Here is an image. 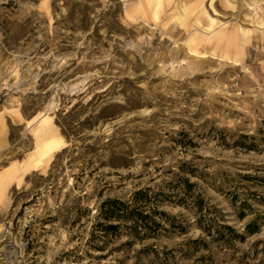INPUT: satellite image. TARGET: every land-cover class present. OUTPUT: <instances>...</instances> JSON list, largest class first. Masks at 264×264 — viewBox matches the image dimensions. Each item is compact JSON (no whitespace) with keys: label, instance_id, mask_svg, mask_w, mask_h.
<instances>
[{"label":"rangeland","instance_id":"374dc122","mask_svg":"<svg viewBox=\"0 0 264 264\" xmlns=\"http://www.w3.org/2000/svg\"><path fill=\"white\" fill-rule=\"evenodd\" d=\"M0 182V264H264V0H0Z\"/></svg>","mask_w":264,"mask_h":264},{"label":"trees","instance_id":"16d2710c","mask_svg":"<svg viewBox=\"0 0 264 264\" xmlns=\"http://www.w3.org/2000/svg\"><path fill=\"white\" fill-rule=\"evenodd\" d=\"M127 203L117 199H107L103 201L97 208V218H103L108 220L110 218L119 217V213L127 208ZM99 224V222L97 223ZM116 226L114 224H106L105 230L113 229Z\"/></svg>","mask_w":264,"mask_h":264},{"label":"bare ground","instance_id":"6f19581e","mask_svg":"<svg viewBox=\"0 0 264 264\" xmlns=\"http://www.w3.org/2000/svg\"><path fill=\"white\" fill-rule=\"evenodd\" d=\"M45 126V125H44ZM47 126H48V124H47ZM38 129V128H37ZM44 136H45V139L42 141V143L38 146V147H36L37 149H36V156H38L37 158H39V159H42V160H45V159H49L51 156H52V154L54 153V152H56L59 148H60V144H62L61 143V140L60 139H62V138H60V139H57V138H55L54 137V133H53V136L51 135V132H47V133H45L44 134ZM31 156V155H30ZM29 159V158H28ZM36 160V159H35ZM37 161H39V160H37ZM27 162V161H26ZM35 162V161H34ZM49 162V161H48ZM41 163V162H40ZM26 164V163H25ZM34 164V163H33ZM38 168V167H37ZM6 174H8L7 172H6ZM6 174H4V176L6 175ZM12 177V176H11ZM10 179V178H9ZM8 179V180H9ZM1 182H2V180H1ZM0 182V183H1ZM6 182V181H5ZM2 184V183H1ZM4 185V184H3ZM3 187V186H2Z\"/></svg>","mask_w":264,"mask_h":264}]
</instances>
